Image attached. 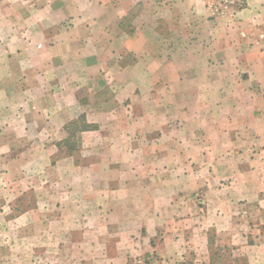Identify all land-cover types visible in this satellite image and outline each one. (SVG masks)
Wrapping results in <instances>:
<instances>
[{"label": "crops", "instance_id": "1", "mask_svg": "<svg viewBox=\"0 0 264 264\" xmlns=\"http://www.w3.org/2000/svg\"><path fill=\"white\" fill-rule=\"evenodd\" d=\"M138 4L67 0L43 7L45 24L66 26L44 32L42 21L32 20L36 36L26 38L22 52L23 92L10 105L18 113L5 129L18 123L13 130L28 138L33 125L59 131L80 115L97 127L82 134L86 163L73 164L78 178L67 180L75 187L59 190L93 205L80 210L88 231L113 217L120 233L138 235L129 244L146 250L152 233H144V221L123 223L129 209H143L133 217L160 222L166 208H180L185 193L183 221L193 225L186 197L195 189L207 205L202 230L213 227L249 248L264 247V241L247 242L253 213L244 210L264 212V54L238 37L218 38L224 24L210 19L205 3L197 13L186 0L145 5L157 18L166 12L169 38L149 32ZM123 18L132 31L121 27ZM239 26L234 18L226 31ZM153 202L156 208L147 207ZM89 218L99 224L91 226Z\"/></svg>", "mask_w": 264, "mask_h": 264}, {"label": "rangeland", "instance_id": "2", "mask_svg": "<svg viewBox=\"0 0 264 264\" xmlns=\"http://www.w3.org/2000/svg\"><path fill=\"white\" fill-rule=\"evenodd\" d=\"M48 1L55 4L67 0H0V264H264V247L249 248L240 237L234 239L226 233L218 235L213 227L202 230L203 218L207 221L203 212L207 205L201 202V192L195 189L191 197H186L187 201L192 200V205L186 207V213L188 216L192 214L193 225L183 221L185 193L181 194L183 203L179 204L180 208H174L176 211L166 208L165 217L160 222L133 217L143 209H129L127 216L122 218L123 223L131 226L133 222L144 221L146 228L142 230L146 233L145 229H148L152 233L151 247L146 250L138 243L137 246L134 243L130 245L132 239L140 240L138 235L120 233L115 228L113 217H106L105 221L101 218V224L89 218L91 226L99 224L96 231L83 227L88 219L81 222L80 210H92L93 205L85 197L81 204H77L59 190L75 187L67 180L78 178L73 164L82 166L86 163L88 149L82 134L95 132L97 127L87 124L84 115H80L59 131L53 124L47 125L46 131L39 124L33 125L28 138L20 137L13 130L21 126L18 123L12 122V127L5 129L18 113V108L10 105L16 102L22 91L19 87L26 79L21 61L22 52L28 47L26 38L34 39L36 36L30 26L32 20L38 19L37 23L42 21L44 26L38 24V27L44 32H56L65 25L60 23L49 27L45 24L46 15L41 11L50 3ZM137 1L141 6L143 25H148L149 32L158 34L157 37L169 38L166 12L163 18H157L144 7L148 4L152 7L158 4L167 6L183 0ZM186 1L196 13L205 3L210 19L223 22L224 28L217 32L218 38L238 37L249 45L246 48L255 46L264 54V0ZM234 18L241 26L227 32V25ZM130 22V19L123 18L120 20L121 27L132 31ZM101 36L98 33L95 35L96 38ZM82 95L84 90H80L78 97ZM80 102L84 104L86 99ZM85 126L88 128L85 129ZM144 157L148 160L150 154ZM60 183L62 185H58ZM155 188L162 193L164 187ZM49 196L52 200L48 205L43 201H47ZM156 205L153 202L147 207L156 208ZM212 205L210 203V208ZM244 210L253 213L252 222H248L252 234L248 232L245 235L249 237L247 242L257 241L258 244L264 241V212H257L251 207Z\"/></svg>", "mask_w": 264, "mask_h": 264}, {"label": "trees", "instance_id": "3", "mask_svg": "<svg viewBox=\"0 0 264 264\" xmlns=\"http://www.w3.org/2000/svg\"><path fill=\"white\" fill-rule=\"evenodd\" d=\"M84 128L86 129V128H88V126H85Z\"/></svg>", "mask_w": 264, "mask_h": 264}]
</instances>
